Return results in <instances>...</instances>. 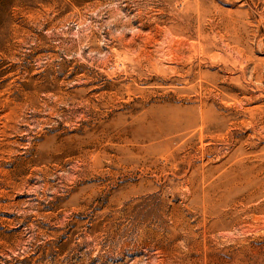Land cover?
<instances>
[{
	"label": "rangeland",
	"instance_id": "374dc122",
	"mask_svg": "<svg viewBox=\"0 0 264 264\" xmlns=\"http://www.w3.org/2000/svg\"><path fill=\"white\" fill-rule=\"evenodd\" d=\"M0 264H264V0H0Z\"/></svg>",
	"mask_w": 264,
	"mask_h": 264
}]
</instances>
